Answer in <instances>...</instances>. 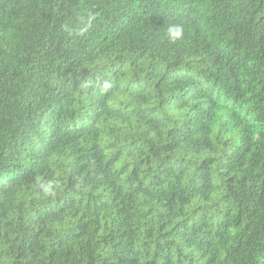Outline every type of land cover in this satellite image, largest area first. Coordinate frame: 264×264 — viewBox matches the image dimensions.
Returning <instances> with one entry per match:
<instances>
[{
    "label": "trees",
    "instance_id": "1",
    "mask_svg": "<svg viewBox=\"0 0 264 264\" xmlns=\"http://www.w3.org/2000/svg\"><path fill=\"white\" fill-rule=\"evenodd\" d=\"M0 264H264V0H0Z\"/></svg>",
    "mask_w": 264,
    "mask_h": 264
},
{
    "label": "clouds",
    "instance_id": "2",
    "mask_svg": "<svg viewBox=\"0 0 264 264\" xmlns=\"http://www.w3.org/2000/svg\"><path fill=\"white\" fill-rule=\"evenodd\" d=\"M164 35L170 43H175L178 40H181L184 35V28L181 24L178 23H169L165 27ZM97 86L102 90H107L111 87V82L109 80H104L102 83L97 82ZM43 191L45 194H51L52 189L50 185L43 186Z\"/></svg>",
    "mask_w": 264,
    "mask_h": 264
}]
</instances>
